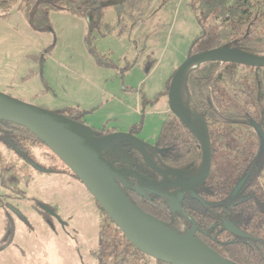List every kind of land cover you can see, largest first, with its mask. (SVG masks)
<instances>
[{
    "label": "trees",
    "instance_id": "16d2710c",
    "mask_svg": "<svg viewBox=\"0 0 264 264\" xmlns=\"http://www.w3.org/2000/svg\"><path fill=\"white\" fill-rule=\"evenodd\" d=\"M155 1L0 0V18H8L16 7L34 31L52 32V12L81 17L87 24V51L96 57L95 33L116 37L129 35L148 17ZM107 8L114 13V20L110 22L103 19ZM192 9L201 34L193 42L189 54L219 47L264 54V0H192ZM147 57L149 63L145 70L148 72L153 61H150L151 56ZM132 63L134 61L127 62L123 71ZM33 74L35 72L31 71ZM185 84L191 111L198 114L207 127L212 161L206 182L196 192L198 198L185 194L181 207L197 224L195 238L214 252L237 264H264V68L206 62L190 71ZM89 112L90 109L69 107L55 113L84 124ZM90 129L93 139L113 133L104 127ZM139 130V124L132 125L128 133L135 136ZM0 143L21 156L22 164L49 172L35 165L32 150L44 145L27 129L0 119ZM143 144L148 161L159 169L192 176L201 165L202 149L198 140L171 113L162 123L155 141ZM100 154L115 169L136 172L145 180L158 176L144 161L138 146L129 139L108 142ZM12 166L3 167L2 172L9 171ZM122 179L130 186L135 184V177L130 173H124ZM0 180L3 185L16 184L12 175L7 181L2 175ZM114 182L132 206L152 219L179 233L190 226L181 212L168 211L161 196L142 197L116 180ZM103 214L97 248L92 252L96 264H144L141 259L149 257L133 247ZM227 221L233 223L240 234L228 230Z\"/></svg>",
    "mask_w": 264,
    "mask_h": 264
},
{
    "label": "rangeland",
    "instance_id": "374dc122",
    "mask_svg": "<svg viewBox=\"0 0 264 264\" xmlns=\"http://www.w3.org/2000/svg\"><path fill=\"white\" fill-rule=\"evenodd\" d=\"M103 19L114 20L111 8ZM50 21L52 32L34 31L16 7L8 18H0V92L52 112L60 107L91 108L84 125L112 132H125L139 124L135 137L153 143L170 115L169 81L201 34L192 0H156L148 17L129 35L95 33L96 57L85 45V19L52 12ZM147 56L153 61L148 72ZM5 152L0 143V178L3 175L7 181L12 173L19 183L3 185L0 181V196L17 209L11 207L15 210L11 209L14 238L0 251V264H96L92 252L97 248L104 214L87 188L45 146H36L32 154L35 165L49 172L24 165L17 156L6 160ZM12 165L14 168L2 172ZM28 176L31 180L24 186ZM39 202L53 208L63 221L51 219L48 223L49 218L45 220L36 210L41 208ZM141 261L155 264L146 257Z\"/></svg>",
    "mask_w": 264,
    "mask_h": 264
},
{
    "label": "water",
    "instance_id": "95a60500",
    "mask_svg": "<svg viewBox=\"0 0 264 264\" xmlns=\"http://www.w3.org/2000/svg\"><path fill=\"white\" fill-rule=\"evenodd\" d=\"M206 62H227L264 68V55L249 54L228 47L212 48L188 54L173 73L167 90L168 108L170 113L198 140L202 149V161L193 176H185L181 181L168 182L170 186L176 188V191L164 194L168 196V207L172 211L181 210L179 202L183 194L201 187L211 169L212 152L207 127L202 118L191 111L190 97L185 84L190 71ZM0 119L27 129L38 138L82 182L98 207L128 242L144 255L164 264H237L196 239L194 236L196 224L188 215L183 214L184 218L192 223V228L185 233H179L152 219L124 198L114 180L140 195L156 192V188L161 184H143L142 177L136 172L112 167L100 154V150L108 142L118 138L131 140L138 146L144 161L149 166L160 174L167 173L154 168L147 159L143 142L134 135L127 132H113L102 138L93 139L90 127L55 112L31 106L1 92ZM124 173L135 176L137 181L135 186L131 187L122 179ZM130 207L149 218L148 226L135 218ZM46 211L56 219L59 218L49 208ZM226 227L240 234V231L229 223H226Z\"/></svg>",
    "mask_w": 264,
    "mask_h": 264
},
{
    "label": "flooded vegetation",
    "instance_id": "af4514ba",
    "mask_svg": "<svg viewBox=\"0 0 264 264\" xmlns=\"http://www.w3.org/2000/svg\"><path fill=\"white\" fill-rule=\"evenodd\" d=\"M4 148L6 149V152H5V159L6 160H11L14 156H17V158L18 159H20V160H22L23 158L21 157V156H19V155H16L15 154V152L14 151H10L7 147H5L4 146ZM23 161V160H22ZM24 162V161H23ZM150 162V161H149ZM151 164H152V162H150ZM153 165V164H152ZM154 166V165H153ZM151 167V166H150ZM12 168H14V166H12ZM152 168V167H151ZM154 168H156V169H158V170H161V171H166L167 173H165L164 175L163 174H160L159 172H157L156 170H154L153 168V170L158 174V176H157V178H155V179H144L141 175V177H142V183L143 184H149V183H160L161 184V186L160 187H158V188H156V192H154V193H149V192H146L144 195H140V196H142V197H146L148 194L150 195H157V196H161V198L163 199V201L165 202V204H166V206H167V208H168V211L169 212H171V213H173V212H181L182 213V215L183 214H186L184 211H183V209H182V207H181V201H182V199L184 198V196H185V194H187V193H190V194H192V196L193 197H195V198H198V196H197V190L200 188H197L196 190H194V191H189V192H185L184 194H183V196H182V198H181V200H180V202H179V205H180V208H181V210H179V211H177V210H175V211H172V210H170L169 209V207H168V196H164V194H170V193H172V192H174V191H176V188H174V187H172V186H170L169 185V181H181L182 179H184V175H181V174H179V173H175V172H173L172 170H162V169H159V168H157V167H155L154 166ZM19 171H22V169H20ZM9 174V176L10 175H12V179L14 180V182H16V185L19 183V177L17 176H15L14 174H12V173H8ZM138 174V173H137ZM193 176V175H192ZM24 177V176H23ZM135 177V176H134ZM31 180V176H28L27 178H25L24 179V186H26L28 183H29V181ZM1 181V180H0ZM136 178H135V184L133 185V186H135L136 185ZM206 182V181H205ZM204 185V184H203ZM202 185V186H203ZM133 186H131V187H133ZM11 189V191L12 192H14L15 194H16V192L17 191H15L12 187L10 188ZM21 191V190H20ZM19 191V192H20ZM130 191H132V190H130ZM134 192V191H133ZM135 193H137V192H135ZM138 194V193H137ZM7 196H9V194H7ZM12 197H16L17 198V196H12ZM177 198V197H176ZM11 205V204H10ZM39 205L41 206V208H38V207H36L37 209V211L42 215V217L45 219V220H47L48 218V223H50L51 222V219H56L55 217H53V216H51L47 211H46V209H47V206H46V204L45 205H43L42 203H40L39 202ZM13 206V205H12ZM11 206V207H12ZM38 206V205H37ZM9 207V204L8 203H5L4 202V200H3V197L2 196H0V210H2V212H3V214H1V217H3V226H2V236H1V238H0V251H2L3 250V248H5V246L7 245H9V244H11V242H12V240H13V238H14V227H13V225H14V219H12V212H11V209L12 208H14L15 209V207ZM13 210V209H12ZM15 210H17V209H15ZM15 210H13V211H15ZM49 210H51V211H53V212H55L56 213V211L55 210H53L52 208H50ZM14 214H17V215H21L20 213H16V212H14ZM46 214H48V216L49 217H47L46 216ZM57 214V213H56ZM44 215V216H43ZM186 215H188V214H186ZM190 218H192L190 215H188ZM183 218H184V216H183ZM193 219V218H192ZM57 220H59V221H63V220H61V219H57ZM184 220H186V222H188V224L190 225V226H188V228H186V229H188V231L192 228V223L188 220V219H186V218H184ZM194 220V219H193ZM194 222H195V220H194ZM52 223V222H51ZM227 223H229L230 225H232V226H235L233 223H230V222H228L227 221ZM195 224H196V222H195ZM226 224V223H225ZM62 225H64V223L62 224ZM185 226H187V224L185 225ZM11 228H12V235H11ZM227 228V227H226ZM196 232H197V224H196V230H195V234H194V236L196 235ZM201 233H203V234H207L206 233V231H201ZM208 235V234H207ZM214 238V237H213ZM3 241V242H2Z\"/></svg>",
    "mask_w": 264,
    "mask_h": 264
},
{
    "label": "bare ground",
    "instance_id": "6f19581e",
    "mask_svg": "<svg viewBox=\"0 0 264 264\" xmlns=\"http://www.w3.org/2000/svg\"><path fill=\"white\" fill-rule=\"evenodd\" d=\"M101 28V27H100ZM130 209H131V211H132V213L134 214V216H135V218L139 221V222H141L143 225H146V226H148V224H149V218L147 217V216H145L143 213H141V212H139V211H137V210H135V209H133V208H131L130 207ZM190 242H196L195 240H189ZM119 252V251H118Z\"/></svg>",
    "mask_w": 264,
    "mask_h": 264
},
{
    "label": "crops",
    "instance_id": "0c3cea01",
    "mask_svg": "<svg viewBox=\"0 0 264 264\" xmlns=\"http://www.w3.org/2000/svg\"><path fill=\"white\" fill-rule=\"evenodd\" d=\"M60 109H61V107H60ZM90 109H91V108H90ZM88 110H89V109H88ZM86 124H87V123H86ZM87 126H89V127H93V126H95V125H92V124L89 125V124H88ZM128 126H130V125H128ZM128 126H127V128H128ZM127 130H128V129H127ZM127 130H123V131L126 132Z\"/></svg>",
    "mask_w": 264,
    "mask_h": 264
}]
</instances>
